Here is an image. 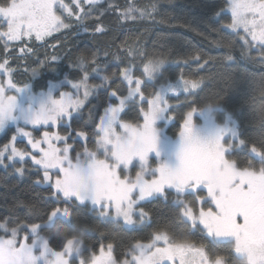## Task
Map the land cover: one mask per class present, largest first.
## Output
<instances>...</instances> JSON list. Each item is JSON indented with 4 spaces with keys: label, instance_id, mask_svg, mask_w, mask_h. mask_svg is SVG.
<instances>
[{
    "label": "snow or ice",
    "instance_id": "snow-or-ice-1",
    "mask_svg": "<svg viewBox=\"0 0 264 264\" xmlns=\"http://www.w3.org/2000/svg\"><path fill=\"white\" fill-rule=\"evenodd\" d=\"M74 3L84 12L83 3L91 9L102 0ZM57 9L67 12L68 19ZM136 12L140 18L147 15L129 5L120 18L136 20ZM227 12L231 13V22L223 27L230 28L244 42L241 56L258 46L264 59V0H226L216 15ZM88 18L90 11L76 14L63 0H0V42L4 52L9 53V42H46L54 32L65 29L88 32ZM97 21L93 31L103 34L106 28L99 17ZM241 30L244 35H240ZM15 46L19 48L14 54L17 60L34 51L30 43ZM232 46L231 41L225 45L229 49L227 60L233 58ZM127 55L145 57L144 75L148 80H155L169 63L166 57L148 56L139 49L129 48ZM98 56V52L88 59L82 55L75 65L84 74L79 83L72 84L76 95L62 92L59 98L49 95L27 106L20 101L30 96L29 84L15 83L9 55L0 60V75L7 77L0 80V132L9 122L16 123L15 133L0 147V167H11L21 177L35 172L34 184L44 187L47 202L52 205L40 222L29 218L23 222L7 217L0 220V264H264V140L259 147L255 142L249 146L235 120L232 126L212 123L209 131L198 127L194 116H206L211 122V112L218 103L196 104L193 99L181 117L176 165L153 166L151 155L161 156L157 122H171L178 111L173 99L179 103L181 93L194 97L203 77H186L182 72L178 84L147 91L142 79H134L130 61L120 74L126 89L120 95L117 91L109 95V101L115 98L118 104L110 102L89 130L87 123L74 125L73 121L81 115L91 89L104 86L87 84L88 65L91 71H99ZM208 63L205 59L200 67ZM31 74L36 77L38 70L32 69ZM115 76L112 73L103 77L104 83ZM81 86L85 89L83 99L79 97ZM33 103L39 106L34 108ZM125 109L137 110L136 116L126 119L121 115ZM28 126L42 129V135L34 136ZM57 126L62 130H53ZM18 138L26 139L27 145L17 147ZM90 138L95 141L92 147L87 143ZM80 141L85 143L78 150L75 145ZM241 149H247L243 158L239 156ZM134 162L138 170L133 174ZM157 198L171 200L185 225L182 234L157 227L147 242L130 243L121 253L124 259L113 255V242L105 245L103 239L98 241V254L85 244L84 234L94 227L75 220L76 212L87 208L101 222L122 221L124 226L136 229L150 224L146 203ZM194 233L210 239L207 243L194 242ZM53 239L56 245L51 243ZM85 252L90 253L87 259Z\"/></svg>",
    "mask_w": 264,
    "mask_h": 264
},
{
    "label": "trees",
    "instance_id": "trees-1",
    "mask_svg": "<svg viewBox=\"0 0 264 264\" xmlns=\"http://www.w3.org/2000/svg\"><path fill=\"white\" fill-rule=\"evenodd\" d=\"M67 4L79 15L91 12V18L86 20L88 32H84L82 28L65 29L47 37L46 42H9V53L4 52V44L0 42V60L9 55L10 66L15 70V83L23 85L31 81L35 85L34 89L39 91L46 90L53 80H81L84 74L75 65L80 63L82 55L88 59L93 52H98L99 71H91L92 66L88 65L89 74L111 76L116 73L111 78L112 88L119 82L126 89L120 74L130 61H133L132 68L136 73L145 76V57L127 55L129 48L139 49L148 56L168 59L169 63H166L161 74L154 80L159 84L178 80L182 72L186 77H203L194 97L186 94L185 99L186 96H180L179 99H184V112L193 99L196 104L218 102L215 107H219V110L213 111L216 120L224 123L227 117L233 116L249 146L253 142L258 147L261 146V141L264 140V59L252 47L247 56H241L244 44L230 28L223 27L231 22V14L227 12L221 16L216 15L225 6L226 0H102V3L91 9L87 3H83L84 12L69 0ZM129 5L144 10L147 15L140 18L139 12H136V20L121 19V12ZM97 17L102 22L101 26L106 28L103 34L93 31L98 23ZM64 18L67 20L68 16L65 15ZM72 22L75 25V16L72 17ZM229 41L233 44L231 60L225 59L229 52L225 45ZM28 43L34 51L25 59L17 60L14 54L19 53V48L15 45ZM115 55H119L120 59H114ZM53 56L56 57L55 60L52 59ZM196 56L200 60L195 59ZM205 59L209 63L201 68ZM41 64L44 67H40ZM32 69L38 70V75L34 78ZM89 78L101 81L100 78ZM6 79L5 76L4 80ZM200 117L194 116V121L200 123ZM181 121L180 118L172 130L177 137ZM5 141L6 137L2 138L0 146ZM176 141L178 143L177 139ZM239 156L243 158L245 154L239 152ZM34 179V174L21 177L10 168L0 167V220L7 217L12 221L23 222L29 218L40 222V218L52 205L47 202L48 193L44 187L34 184ZM146 210L150 215V224L136 229L126 228L121 222H101L87 208L76 212L74 218L82 225L94 227L92 232L84 234L83 239L94 245L97 254L100 247L98 241L103 239L105 245L113 242V255L120 259L121 253L130 243L137 240L147 242V237L157 227H166L169 233L182 234L185 225L178 218L179 213L175 211L171 200H151L146 203ZM192 240L207 243L208 238L194 233ZM56 244L54 239V245Z\"/></svg>",
    "mask_w": 264,
    "mask_h": 264
},
{
    "label": "rangeland",
    "instance_id": "rangeland-1",
    "mask_svg": "<svg viewBox=\"0 0 264 264\" xmlns=\"http://www.w3.org/2000/svg\"><path fill=\"white\" fill-rule=\"evenodd\" d=\"M69 1H71L73 4H75L74 0H69ZM63 2L65 4H67V0H63ZM67 5L71 9V6L69 4H67ZM57 12H58V14H61L63 17L65 15H67V12H64L63 10H60V9H57ZM0 30H2V29H0ZM240 35H244L242 30L240 31ZM249 39H250V37H249ZM240 41L244 44V42L242 40H240ZM252 48L256 52H258V54H261V50L258 46H253ZM143 71H144V69H143ZM132 74H133L134 79L140 78L145 82V84L143 86H146L147 91L158 90L161 86H167L169 84H171V85L178 84V80L173 81V82H169L166 84H159L158 82H155L154 80H148L147 77L143 76L142 74L136 73L135 69H133V68H132ZM105 76H107V75L96 74V73H92V75L88 74L87 84L89 87H91L93 85H101V84H104V86L99 87V88H95V89H91V94L87 97V99L84 102L83 108L81 109V115L76 120L73 121L74 125H83V124L87 123L88 129L91 130L92 123L93 122L98 123L99 117L101 115H103L105 107L110 102H114V103L118 104V101H116L115 98H112V101H109V95H110L111 91H117V95H120L121 92L124 91V85H121L118 82V83H116V85H114L115 87L112 88L113 82L111 79L109 80L108 83H106V84L104 83L103 77H105ZM4 77L5 76L0 75V80H4ZM89 77L100 78L101 81L100 80L99 81L91 80ZM79 82H80V80L62 78L60 80L50 81L46 90L43 89V90L36 91L34 89L35 85L33 86V82L30 81L28 83L29 88H30V96L27 98H22L20 102L22 105L27 106L29 103H32L33 100L39 101L41 99H46L49 95L54 99L59 98V96L62 92H70L73 95H76V89L72 88V84L73 83H79ZM123 84H125V86H127L125 82H123ZM17 85L23 86L24 84L23 85L17 84ZM118 86H119V88H118ZM84 91H85L84 87L81 86V88L79 90V97L81 99L84 98ZM180 96H186V94L181 93ZM183 100L184 99L181 98V99H179V103H177L176 99L175 98L173 99V105H174V107L178 108V111L173 113L174 119L171 122L159 121L156 124V128L159 131V138H160L159 148L161 151V156L159 158H157L155 156V154L151 155V159H152L151 163L153 164V166H155V163H168L170 166H174L176 163L175 153L178 150V143H177L176 139L178 140V137L175 136V134H173L172 130L175 129V125L180 121V118L185 113L183 111V104H184ZM32 106L34 108H37L39 105H38V103H33ZM214 110H219V107L213 108V111ZM136 111L137 110L125 109V112L122 113L121 115L125 116L126 119L131 120L133 117L136 116ZM213 111L211 112V122L209 121L208 117L200 115L201 116L200 117L201 122L200 123L195 122L196 125L202 129H204L205 131L211 130L212 123H214L215 125L220 126V127H223L226 124L228 126H232V124L230 123L229 117H227V119L224 123H219V120H216V118L213 116ZM90 113H91V120H90ZM197 115H199V114H197ZM231 117H232L231 120L236 121V119L233 118V116H231ZM15 130H16V123L15 122H9L5 126L3 132H0V140L2 138L6 137V141L0 147H2L5 143L9 142L11 136L15 133ZM28 130L33 131L34 136H36L38 138L42 135V129H40V128L32 129L31 126H28ZM53 130L61 131L62 129L60 128V126H57V128H55ZM83 143H85V142L80 141V143L75 145V147L78 150H80V144H83ZM87 143H88L89 147H92L93 144L95 143V141L90 138ZM16 145H17V147H25L27 145V141L24 138H18V140L16 141ZM29 167H31L30 161H29ZM9 168L14 171L13 168H11V167H9ZM137 170H138V168L135 166V162H134V164L131 168V171L134 174L135 171H137ZM32 174H34L35 178H36V173L33 171H29L24 176L32 175ZM17 175L20 176L19 174H17ZM120 222L123 224L122 221H120ZM124 227L128 228L127 226H124ZM129 229H131V228H129ZM84 241H85L86 245L92 246L94 248V245H92L90 242L86 241V239H84ZM94 250L96 251L95 248H94ZM98 251H99V248H98ZM89 255H90V253L85 252L84 258L87 259V257ZM120 259H124V257H122ZM76 264H79V261H77Z\"/></svg>",
    "mask_w": 264,
    "mask_h": 264
},
{
    "label": "flooded vegetation",
    "instance_id": "flooded-vegetation-1",
    "mask_svg": "<svg viewBox=\"0 0 264 264\" xmlns=\"http://www.w3.org/2000/svg\"><path fill=\"white\" fill-rule=\"evenodd\" d=\"M56 33H58V32H54L52 35H54V34H56ZM232 121H233V120L230 119V123H231V124H232ZM240 152H242V153H244V154L246 155V154H247V149H241ZM176 163H177V161H176ZM176 163H175V165H176ZM175 165H174V166H175ZM208 239H210V238H208ZM51 243L54 245V239L51 240Z\"/></svg>",
    "mask_w": 264,
    "mask_h": 264
},
{
    "label": "clouds",
    "instance_id": "clouds-1",
    "mask_svg": "<svg viewBox=\"0 0 264 264\" xmlns=\"http://www.w3.org/2000/svg\"><path fill=\"white\" fill-rule=\"evenodd\" d=\"M218 103V102H217Z\"/></svg>",
    "mask_w": 264,
    "mask_h": 264
}]
</instances>
